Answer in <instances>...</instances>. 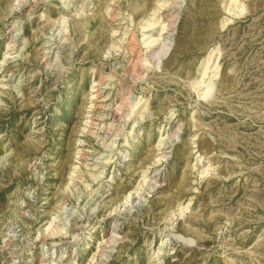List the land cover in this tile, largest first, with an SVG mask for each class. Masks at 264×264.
<instances>
[{
    "label": "rangeland",
    "instance_id": "obj_1",
    "mask_svg": "<svg viewBox=\"0 0 264 264\" xmlns=\"http://www.w3.org/2000/svg\"><path fill=\"white\" fill-rule=\"evenodd\" d=\"M0 264H264V0H0Z\"/></svg>",
    "mask_w": 264,
    "mask_h": 264
}]
</instances>
